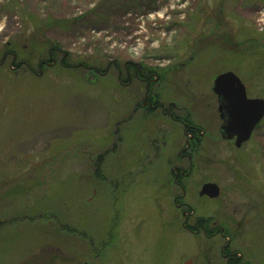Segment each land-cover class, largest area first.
<instances>
[{"label": "rangeland", "instance_id": "1", "mask_svg": "<svg viewBox=\"0 0 264 264\" xmlns=\"http://www.w3.org/2000/svg\"><path fill=\"white\" fill-rule=\"evenodd\" d=\"M142 66L209 132L183 207L166 184L181 123L131 114ZM226 71L264 100V0H0V264H264V116L239 147L221 138Z\"/></svg>", "mask_w": 264, "mask_h": 264}, {"label": "flooded vegetation", "instance_id": "2", "mask_svg": "<svg viewBox=\"0 0 264 264\" xmlns=\"http://www.w3.org/2000/svg\"><path fill=\"white\" fill-rule=\"evenodd\" d=\"M146 69V70H144ZM134 77L135 79L137 78L138 81H145L144 87L146 88L145 93L141 99V101L136 100V96H137V92L133 91V95H134V102L132 105V110H131V114H136L138 113V111H141L143 115H153L156 113V111L160 108L161 110V114L162 115H166L169 114V116L174 119L175 116L171 113H168L166 110V108H164L163 106V96L161 95V93L159 92V88H155L153 85H151V83L154 81V78H158L159 76L157 75V73L153 70L150 69L146 66H142L138 67L136 69H134ZM154 77V78H153ZM131 80L129 81L130 84ZM159 84V83H158ZM212 90V89H211ZM153 92V93H152ZM213 92V91H212ZM151 94V95H150ZM213 94L216 97L217 100V108H218V99H217V95L213 92ZM168 108L172 110L173 107H177V104L174 103L173 101L168 102ZM188 115V114H187ZM187 115L184 116V119H174V123H181L182 128H183V133H182V138H179L178 140L181 142V148L179 149V151L177 152V161L176 164L171 165L170 170H171V178L170 181L169 179L166 181V184H173L176 187L175 189L178 191L180 190V194L177 195V191L174 192L173 195V202L174 205L176 207L179 206H184V196L186 193V186L183 183V180L186 179V177L189 176V174L193 173L192 170H194V164H193V159L194 158V153L197 152L200 148H202V146H204L205 141L203 137L207 136L209 137V135L207 133H209L207 130L204 132L201 128V126L199 124H197L196 122H190V119L187 117ZM220 118V117H219ZM177 121V122H176ZM222 123V120H221ZM136 125L138 124H134V126L136 127ZM173 126H177L176 124H173ZM221 126V124H220ZM159 131H161V129H159ZM191 132V133H187V132ZM219 131H220V127H219ZM221 135V134H220ZM171 135H162L161 139L157 140L156 142H161L160 145H158L159 147H163V148H167L170 144V141H168V139H171ZM156 140V139H155ZM173 140V139H172ZM233 140V139H232ZM154 141V140H153ZM234 141V140H233ZM174 143V141H173ZM183 159H186L188 162V166H187V171L184 170L183 165H181V162L183 161ZM202 186V185H201ZM201 188V187H200ZM200 191V189H199ZM199 191H198V196L199 197H205V198H209L206 195H199ZM190 210V209H189ZM182 212H185V209L182 210ZM192 211L190 210V213ZM189 214V213H187ZM199 220L196 221V224L192 227V229L188 226H186L185 222H183L182 226L184 228H188L189 231L194 232L197 229V226H201V227H206V225L212 224V221L210 220L209 217L207 218H202L199 217ZM201 221V222H200ZM201 224H200V223ZM220 229L223 230V232L225 231V228L220 226ZM194 230V231H193Z\"/></svg>", "mask_w": 264, "mask_h": 264}, {"label": "water", "instance_id": "3", "mask_svg": "<svg viewBox=\"0 0 264 264\" xmlns=\"http://www.w3.org/2000/svg\"><path fill=\"white\" fill-rule=\"evenodd\" d=\"M212 91L218 99V112L222 120L221 138L233 139L235 147H239L249 139L254 128L262 120L264 100L247 97L244 84L232 71L218 74L213 80ZM219 193L220 189L214 182L203 183L199 191V195L209 198H216Z\"/></svg>", "mask_w": 264, "mask_h": 264}, {"label": "trees", "instance_id": "4", "mask_svg": "<svg viewBox=\"0 0 264 264\" xmlns=\"http://www.w3.org/2000/svg\"><path fill=\"white\" fill-rule=\"evenodd\" d=\"M241 263V260L240 258L238 257H233V259H231V261L228 262V264H240Z\"/></svg>", "mask_w": 264, "mask_h": 264}]
</instances>
